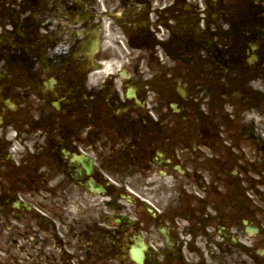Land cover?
<instances>
[{
  "label": "flooded vegetation",
  "instance_id": "af4514ba",
  "mask_svg": "<svg viewBox=\"0 0 264 264\" xmlns=\"http://www.w3.org/2000/svg\"><path fill=\"white\" fill-rule=\"evenodd\" d=\"M124 36L137 47L123 55L141 87L131 98L113 88L114 75L107 85L90 82ZM233 98L259 120L226 112ZM154 129L186 170L169 185L155 156L142 163L135 154ZM228 136L238 140L236 154H209ZM155 159L174 170L175 162ZM205 172L209 184L192 197L214 192L220 203L228 185H240L255 191L264 222V0H0V264H174L195 247L175 224L169 240L158 227L176 220L186 200L178 193ZM128 182L151 197L152 212L119 201ZM252 245L264 264V229ZM217 247L236 256L244 245Z\"/></svg>",
  "mask_w": 264,
  "mask_h": 264
}]
</instances>
